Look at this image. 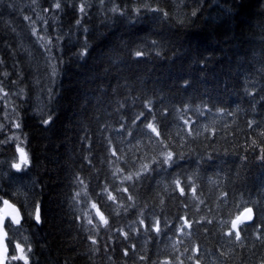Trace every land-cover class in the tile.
<instances>
[{
	"label": "trees",
	"instance_id": "trees-1",
	"mask_svg": "<svg viewBox=\"0 0 264 264\" xmlns=\"http://www.w3.org/2000/svg\"><path fill=\"white\" fill-rule=\"evenodd\" d=\"M0 93L29 159L11 168L4 124L8 259L14 240L29 264H264V0H0Z\"/></svg>",
	"mask_w": 264,
	"mask_h": 264
},
{
	"label": "snow or ice",
	"instance_id": "snow-or-ice-1",
	"mask_svg": "<svg viewBox=\"0 0 264 264\" xmlns=\"http://www.w3.org/2000/svg\"><path fill=\"white\" fill-rule=\"evenodd\" d=\"M55 8L57 10L61 9V3L57 2L55 3ZM154 10V9H153ZM112 11H116L115 8L112 9ZM155 11V10H154ZM79 12L82 13V14H86V6L85 5H81L80 8H79ZM195 14V13H193ZM26 19H28L26 17ZM35 34V33H34ZM86 54V53H85ZM144 55V53L142 51H137L135 53V56L137 59L141 58L142 56ZM5 95H7V93H5ZM149 107V110L151 111V106L148 105ZM143 117V119H141ZM140 121L144 127L150 131L151 133H154L156 135L157 138H159L161 136V133L157 130V127L154 126L153 123L151 122H147L148 118L147 117H144V114L141 112V113H138L135 117H133V121ZM51 121L50 120H46L44 121V123H50ZM185 123L187 124L188 121H185ZM15 127L17 129L20 128V124L17 123L15 125ZM123 127V126H122ZM127 135L129 136H132L133 133L131 131H127L126 132ZM151 139V137H149ZM161 143H163V141H159ZM118 151V149H117ZM117 151H113L112 152V155L113 156H116L117 155ZM16 153H18V162L16 163H13L11 165V168L13 170H15V172L19 173L22 171L23 167L28 165L29 164V159H28V155L25 151V149L20 146L19 144L16 145ZM261 153H264V148L261 149ZM260 159L262 161H264V154H261L260 155ZM153 163L157 164L159 167H163L165 165H167L168 167H171L172 164L174 163V157H173V153L171 151H167V152H164L161 156V159H159L158 161H154ZM143 169L145 170V172L147 171H155L156 169L154 168H150V165L148 164H144L143 165ZM143 175V173H138L137 176H136V179H139L140 176ZM124 179L126 181H132L133 180V175H126L124 177ZM175 184H176V187L179 189L180 191V194L181 195H184V187H182V182L177 179L175 181ZM117 189L116 188H113V191H116ZM123 191L125 193H128L129 192V188L128 187H124L123 188ZM193 192H195V189L193 188L192 189ZM107 199L108 200H112V201H115L117 198L115 196H113L111 194V192L108 193V196H107ZM127 199L131 200L132 199V196L129 195L127 197ZM3 204L7 207V208H11L12 206L9 204L8 200L5 199L3 201ZM92 208L93 209H97V205L95 203L92 204ZM13 212H16L15 209H13ZM96 215L99 217L100 221L103 222V224L107 225L108 224V221L105 219V217L101 214L100 210L97 209L96 211ZM183 219V225L181 226V228L178 230L180 231L181 233L183 232V229L184 227H188L190 228L191 225L189 224V221L187 218H182ZM34 220L37 224L41 223L42 220H41V215H40V210H39V207H36L35 209V216H34ZM11 221L12 223L14 224H17L19 225L21 223V217H20V214L18 212H16L15 215H12L11 216ZM253 221V209L251 207H245L243 212L236 215L235 219H233L231 221V230L226 232L225 235H227L228 237L232 238L234 237V239L236 241H240L241 240V231L245 230L242 228L243 225H247V224H250L251 222ZM88 223L89 224H92V220L89 219L88 220ZM139 224L144 227L146 230L148 231H154L155 233H157L158 235L161 233L162 229H161V222L159 219H157L154 224H146L145 223V220L141 219L139 221ZM2 225H3V219L0 218V228H2ZM253 227H255V225H252ZM165 227H167V225H165ZM123 235H125V238H127V233H122ZM259 238V237H258ZM93 244L96 243V240H93L92 241ZM15 250L17 253H19V256L17 255H12L11 256V259L12 260H21L23 261V264H29V260L28 258L23 255L24 253V248L21 246L20 243H17L15 245ZM30 250V249H29ZM194 251H196L197 253L199 252V249H194ZM6 254H7V248L4 246V243H3V238L0 237V264H6ZM125 255L128 254V251L125 250ZM141 260H145L147 259L145 256L141 255L140 257ZM163 264H172V261L171 260H165L163 262ZM182 264V262H181Z\"/></svg>",
	"mask_w": 264,
	"mask_h": 264
},
{
	"label": "rangeland",
	"instance_id": "rangeland-1",
	"mask_svg": "<svg viewBox=\"0 0 264 264\" xmlns=\"http://www.w3.org/2000/svg\"><path fill=\"white\" fill-rule=\"evenodd\" d=\"M9 101H10V98L7 99L6 95L0 93V129H4L5 125H9L11 130H13V132L11 134V137L9 138V141H12L15 145L19 144L20 146H22L24 148V140L18 134V132L16 131L15 126L12 125V120L9 117L10 116V112H11V109L9 107ZM18 159H19V157H18V153H17L16 157H14V162L13 163L18 162ZM16 244H17L16 241L13 240V245H12L13 246V249H12L13 255L19 256V253H17L16 250H15V245ZM23 255H25V254L23 253ZM8 261L12 262V261H21V260H19V259L12 260L11 257H10L8 259Z\"/></svg>",
	"mask_w": 264,
	"mask_h": 264
},
{
	"label": "water",
	"instance_id": "water-1",
	"mask_svg": "<svg viewBox=\"0 0 264 264\" xmlns=\"http://www.w3.org/2000/svg\"><path fill=\"white\" fill-rule=\"evenodd\" d=\"M9 204L12 206L11 208H7L4 204H2L1 209H0V218L3 219V225H2V228H0V237L3 238V243H4V246L6 248H7V246H6V236L7 235H6V232H5V226H6L7 222H10L11 224H14L11 221V216L15 215L16 212L19 213L17 207L12 205L11 203H9ZM13 209H15L16 212H13ZM8 254H9V250L7 248L6 259L8 257Z\"/></svg>",
	"mask_w": 264,
	"mask_h": 264
}]
</instances>
